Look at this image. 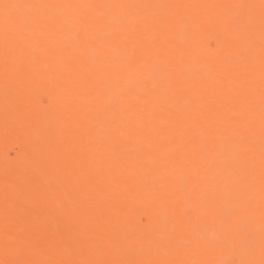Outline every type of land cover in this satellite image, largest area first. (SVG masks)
<instances>
[{"label":"bare ground","instance_id":"obj_1","mask_svg":"<svg viewBox=\"0 0 264 264\" xmlns=\"http://www.w3.org/2000/svg\"><path fill=\"white\" fill-rule=\"evenodd\" d=\"M262 261L264 0H0V264Z\"/></svg>","mask_w":264,"mask_h":264},{"label":"snow or ice","instance_id":"obj_2","mask_svg":"<svg viewBox=\"0 0 264 264\" xmlns=\"http://www.w3.org/2000/svg\"><path fill=\"white\" fill-rule=\"evenodd\" d=\"M5 7H8L7 5H5ZM261 264H264V261L261 262Z\"/></svg>","mask_w":264,"mask_h":264}]
</instances>
